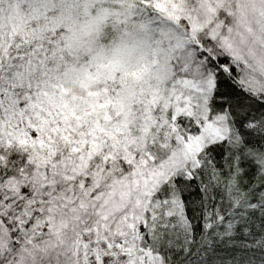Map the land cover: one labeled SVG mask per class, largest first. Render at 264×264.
I'll return each mask as SVG.
<instances>
[{"label": "snow or ice", "instance_id": "snow-or-ice-1", "mask_svg": "<svg viewBox=\"0 0 264 264\" xmlns=\"http://www.w3.org/2000/svg\"><path fill=\"white\" fill-rule=\"evenodd\" d=\"M0 264H264V0H0Z\"/></svg>", "mask_w": 264, "mask_h": 264}]
</instances>
